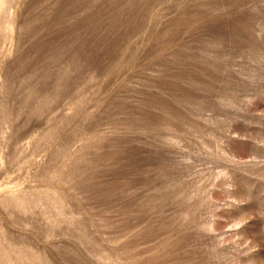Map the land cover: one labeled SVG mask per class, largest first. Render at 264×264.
Masks as SVG:
<instances>
[{
  "label": "rangeland",
  "instance_id": "obj_1",
  "mask_svg": "<svg viewBox=\"0 0 264 264\" xmlns=\"http://www.w3.org/2000/svg\"><path fill=\"white\" fill-rule=\"evenodd\" d=\"M0 264H264V0H0Z\"/></svg>",
  "mask_w": 264,
  "mask_h": 264
}]
</instances>
